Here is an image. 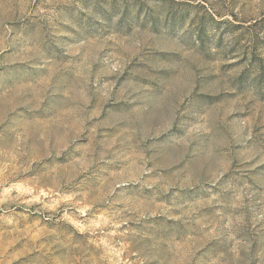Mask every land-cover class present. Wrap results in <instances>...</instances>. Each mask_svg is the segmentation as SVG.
<instances>
[{
  "label": "rangeland",
  "instance_id": "rangeland-1",
  "mask_svg": "<svg viewBox=\"0 0 264 264\" xmlns=\"http://www.w3.org/2000/svg\"><path fill=\"white\" fill-rule=\"evenodd\" d=\"M0 264H264V0H0Z\"/></svg>",
  "mask_w": 264,
  "mask_h": 264
}]
</instances>
